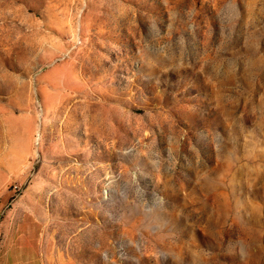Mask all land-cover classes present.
<instances>
[{
    "label": "rangeland",
    "instance_id": "1",
    "mask_svg": "<svg viewBox=\"0 0 264 264\" xmlns=\"http://www.w3.org/2000/svg\"><path fill=\"white\" fill-rule=\"evenodd\" d=\"M5 242L264 264V0H0Z\"/></svg>",
    "mask_w": 264,
    "mask_h": 264
},
{
    "label": "crops",
    "instance_id": "2",
    "mask_svg": "<svg viewBox=\"0 0 264 264\" xmlns=\"http://www.w3.org/2000/svg\"><path fill=\"white\" fill-rule=\"evenodd\" d=\"M12 246L7 242L0 246V264H43L41 257L25 253L11 254ZM23 252V251H22Z\"/></svg>",
    "mask_w": 264,
    "mask_h": 264
}]
</instances>
